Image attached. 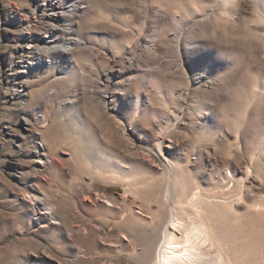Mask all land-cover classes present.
Instances as JSON below:
<instances>
[{"label": "rangeland", "instance_id": "obj_1", "mask_svg": "<svg viewBox=\"0 0 264 264\" xmlns=\"http://www.w3.org/2000/svg\"><path fill=\"white\" fill-rule=\"evenodd\" d=\"M247 1L0 0V264H156L177 207L212 235L203 263L264 264V19Z\"/></svg>", "mask_w": 264, "mask_h": 264}, {"label": "bare ground", "instance_id": "obj_2", "mask_svg": "<svg viewBox=\"0 0 264 264\" xmlns=\"http://www.w3.org/2000/svg\"><path fill=\"white\" fill-rule=\"evenodd\" d=\"M222 1L224 4L223 9L225 11L243 10L249 4L247 0H222ZM256 2L258 3L257 6L255 4L254 5L252 4L250 7L258 15H260V18L264 19V0H262L260 3L258 1ZM52 11L55 15H57V17L59 16L60 18L67 15L68 12L67 10L66 11L59 10L57 6L52 7ZM41 39L43 42L42 44L44 45L49 42L54 43L57 40L54 33L50 37H47V35H42ZM39 49L41 50V48ZM180 187L182 189L180 201H187V200L188 202L191 201V204H193L194 208L196 209L202 208L201 205H199L201 201H208V202L210 201L208 199L209 197L206 198L205 196V198H203L204 197L203 193H201V191L198 192L199 190L194 192V189L192 188L188 192V188L186 187V184L185 185L181 184ZM184 214L185 212L181 214V212H179V209L177 207V209L173 208L172 210H170L168 212V215H166L167 222L171 224H168L167 227L164 228L162 232V237H161V239L163 240L162 248L161 250H159V254L156 255V257L154 258L156 259V264H226V263L232 264L230 258L228 259V262L225 261L226 258H224L225 257L224 252L222 253V250H220L219 248H218L219 252H217V255L213 261L211 262L205 261V263H203L204 262L203 255L200 252V248L198 245L201 242L203 243L212 242L213 240L211 238L212 235H210L208 227L203 221H197L195 219L194 221L192 220V222L190 221V223L186 224L183 217ZM159 227L161 228L160 225L157 226L156 228ZM149 252H150L149 250L145 249L144 252L141 254V260L143 262H147L148 260L151 259V255ZM196 257L198 259L196 260V262H193L194 258ZM201 257H202V261H201L202 263L200 262Z\"/></svg>", "mask_w": 264, "mask_h": 264}]
</instances>
